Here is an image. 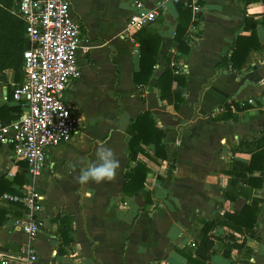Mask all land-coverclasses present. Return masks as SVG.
Masks as SVG:
<instances>
[{
	"label": "crops",
	"instance_id": "1",
	"mask_svg": "<svg viewBox=\"0 0 264 264\" xmlns=\"http://www.w3.org/2000/svg\"><path fill=\"white\" fill-rule=\"evenodd\" d=\"M70 1L74 16L82 22V46L88 51H79L81 75L70 82L63 100L79 118L80 132L46 150L45 170L34 179L42 202L44 197L46 225L36 241L39 264H188L179 250L193 248L200 240L203 222L224 219L226 212L241 210L251 197L262 200V210L255 227L257 238L247 242L250 252L233 249L227 258L223 243L217 242L211 261L264 264V171L250 174L262 178L261 187L247 186L249 197L235 198L225 194L231 176L224 172L232 160L249 163L256 140L264 137V25L256 28L261 47L237 70L220 63L230 57L237 36L250 34L243 29V0H201V19L195 29L192 25L188 28L186 40L191 50L187 55L178 52L175 40L176 1L164 0L163 15L149 26L162 37L157 63L149 84L138 86L133 74L139 69V44L136 39L122 37L133 10L132 0H105V10L87 15L76 10L78 5L88 7L91 0ZM145 1L154 6L159 0ZM247 9L256 19L264 16L262 2L251 3ZM105 20L117 24L116 41L102 33ZM168 60L185 67L180 74L187 78L186 97L179 108L163 100L158 88V77ZM14 82V69L0 73V107L16 106L9 98ZM234 103L250 107L237 110ZM145 110H150L165 130L167 159L156 163L140 155L150 171L144 188L128 196L122 189L126 172L134 163L129 158L126 130ZM229 112L235 117L224 119ZM101 145L112 148L120 160L115 179L77 183L80 169L96 159ZM145 148L153 154L151 146ZM173 162L174 169L170 168ZM10 170L15 177L27 173L26 165L15 166L12 148L2 144L0 177L11 179ZM27 182L25 178L24 184ZM19 186L13 181L11 188L17 191ZM0 206L11 210L8 217L25 213L13 204ZM66 215L71 217L73 238L67 246L56 221ZM5 224L0 225V240L17 248L25 235L4 228ZM229 232L227 227H218L214 234L227 243Z\"/></svg>",
	"mask_w": 264,
	"mask_h": 264
},
{
	"label": "built area",
	"instance_id": "2",
	"mask_svg": "<svg viewBox=\"0 0 264 264\" xmlns=\"http://www.w3.org/2000/svg\"><path fill=\"white\" fill-rule=\"evenodd\" d=\"M183 1V0H175ZM133 10L122 37L135 41V34L153 24L165 9L164 0L149 6L145 0H132ZM192 12V28L201 19L200 0H185ZM12 12L25 25L27 48L23 59V80L14 82L12 102L23 107L21 116L9 124L0 123V142L12 148L14 164H26V172L34 179L45 170L46 150L58 146L80 132V120L73 107L66 104L63 94L70 82L80 77L78 62L84 39L82 22L77 19L70 0H15ZM177 74L185 67L177 62ZM16 173L10 170L8 177ZM0 204H19L23 216H10L4 228L20 231L25 239L13 247L0 240V264H39L36 241L46 231L41 192L26 183L15 193L5 192Z\"/></svg>",
	"mask_w": 264,
	"mask_h": 264
},
{
	"label": "trees",
	"instance_id": "3",
	"mask_svg": "<svg viewBox=\"0 0 264 264\" xmlns=\"http://www.w3.org/2000/svg\"><path fill=\"white\" fill-rule=\"evenodd\" d=\"M202 1L200 0V3ZM262 2L264 0H243V29L250 31L249 35H239L233 43V51L229 58L225 56L220 63L221 66H230L233 69L240 70L248 63L249 55L253 50L261 47V42L257 34V26L264 25V16L256 19L254 15L248 13L247 6L251 3ZM14 0H0V73L6 69L15 70L16 82L23 80V55L27 48V40L25 37V25L21 18L15 15L11 8ZM176 10L178 13L177 26L175 30V40L177 42L178 52L182 55L189 54L191 47L187 43L186 36L188 28L193 23L192 12L181 2L176 1ZM136 42L139 44V69L134 72L133 80L138 86L148 85L154 72V66L157 63V56L161 47L162 37L154 29L144 27L135 34ZM176 66H172L168 60V66L158 77V88L160 89L161 98L167 99L174 103L175 108L185 100L187 78L184 74L175 72ZM13 97V88L9 91V98ZM10 107L3 105L0 107V123L2 125L9 124L17 120L22 112L21 105ZM228 111H231L229 104L225 105ZM237 110H244L250 107L248 104L240 106L234 103ZM231 112L224 116V119L234 118ZM129 135L128 147L129 158L134 163L126 172V181L122 192L124 195L132 196L140 189L144 188L147 176L150 171L149 166L144 162L140 155L146 156L153 162L159 163V160L167 159V152L163 143L166 136L165 130L157 125V121L150 110L141 112L136 119L128 126L126 130ZM2 143L0 142V146ZM151 146L153 154H150L145 147ZM252 157L249 163L240 160H232L224 172L231 176L228 189L225 194L228 198H235L236 195H246L248 188L253 189L262 186V178L258 176H250L254 171H264V137L256 140V150L251 151ZM176 162L170 165L175 168ZM25 162H21V166H25ZM15 183L24 184L25 175L18 174L13 180L8 179L5 175L0 177V198L5 192L15 193L11 188ZM234 192V193H233ZM233 193V195H232ZM151 200V193L148 195V201ZM21 207L19 204H13ZM262 210V200L257 197H251L250 201L245 204L241 210L234 212H226L225 218H216L214 220H205L202 224L199 241L194 242L193 248H185L179 250L187 259L188 264H213L212 254L217 242L223 243V255L227 258L231 257L232 250H246L250 252L247 245L248 240L257 238L255 229L258 217ZM11 210L0 206V225L8 220V213ZM59 222V233L64 245H69L73 238L71 236V217L60 216L56 218ZM218 227H227L230 232L225 236L228 242L225 243L223 237L214 234ZM237 234H240L239 238ZM241 239V241H240ZM61 254H65L66 250H60Z\"/></svg>",
	"mask_w": 264,
	"mask_h": 264
},
{
	"label": "clouds",
	"instance_id": "4",
	"mask_svg": "<svg viewBox=\"0 0 264 264\" xmlns=\"http://www.w3.org/2000/svg\"><path fill=\"white\" fill-rule=\"evenodd\" d=\"M120 168V160L117 158L115 151L101 145L96 151V159L81 168L76 181L79 184L88 182L102 183L115 179L117 170Z\"/></svg>",
	"mask_w": 264,
	"mask_h": 264
},
{
	"label": "rangeland",
	"instance_id": "5",
	"mask_svg": "<svg viewBox=\"0 0 264 264\" xmlns=\"http://www.w3.org/2000/svg\"><path fill=\"white\" fill-rule=\"evenodd\" d=\"M89 1V0H88ZM92 4H89L88 7L86 6V4L84 5H78V8L76 10V12L78 14H95L97 12L103 11L105 10V5H106V1L105 0H91ZM78 2H83V0H78ZM120 2H125V0H120ZM114 23V22H113ZM103 26H102V33H104L106 35V37L111 38L112 41H116V38H114L115 34L118 33L117 32V24L114 23V25L109 24V20H105L103 21ZM123 33V32H122ZM43 202H44V197H43Z\"/></svg>",
	"mask_w": 264,
	"mask_h": 264
},
{
	"label": "water",
	"instance_id": "6",
	"mask_svg": "<svg viewBox=\"0 0 264 264\" xmlns=\"http://www.w3.org/2000/svg\"><path fill=\"white\" fill-rule=\"evenodd\" d=\"M25 178L30 184L34 183V176L31 173H26Z\"/></svg>",
	"mask_w": 264,
	"mask_h": 264
}]
</instances>
